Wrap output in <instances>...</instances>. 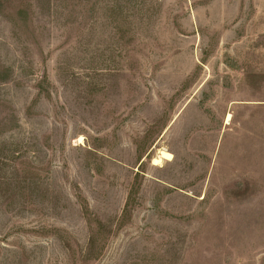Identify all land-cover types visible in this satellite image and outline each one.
<instances>
[{
	"label": "rangeland",
	"instance_id": "374dc122",
	"mask_svg": "<svg viewBox=\"0 0 264 264\" xmlns=\"http://www.w3.org/2000/svg\"><path fill=\"white\" fill-rule=\"evenodd\" d=\"M0 264H264V0H0Z\"/></svg>",
	"mask_w": 264,
	"mask_h": 264
},
{
	"label": "bare ground",
	"instance_id": "6f19581e",
	"mask_svg": "<svg viewBox=\"0 0 264 264\" xmlns=\"http://www.w3.org/2000/svg\"><path fill=\"white\" fill-rule=\"evenodd\" d=\"M229 120H230V115H227V117H226V123H228ZM171 159H172L171 154H169V153H167V152L164 151V152H161V153H160V155H159L158 158H156V159L153 160V165H154V166H158V165L161 164V162H162L163 160L169 161V160H171Z\"/></svg>",
	"mask_w": 264,
	"mask_h": 264
}]
</instances>
